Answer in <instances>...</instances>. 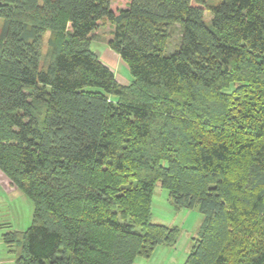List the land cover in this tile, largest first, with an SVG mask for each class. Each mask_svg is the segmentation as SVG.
<instances>
[{
	"label": "trees",
	"instance_id": "16d2710c",
	"mask_svg": "<svg viewBox=\"0 0 264 264\" xmlns=\"http://www.w3.org/2000/svg\"><path fill=\"white\" fill-rule=\"evenodd\" d=\"M0 19V170L34 203L3 237L15 264L174 246L158 187L204 215L183 264H264V0H0ZM104 20L128 83L92 47Z\"/></svg>",
	"mask_w": 264,
	"mask_h": 264
},
{
	"label": "rangeland",
	"instance_id": "374dc122",
	"mask_svg": "<svg viewBox=\"0 0 264 264\" xmlns=\"http://www.w3.org/2000/svg\"><path fill=\"white\" fill-rule=\"evenodd\" d=\"M131 0H111V7L118 12L129 7ZM218 3L220 0H210ZM210 11L205 18L210 21ZM3 19H0V31ZM113 26L107 20L95 31L92 47L99 52L101 59L111 66L119 82L128 83L132 79L130 69L120 55L108 46ZM51 32H46L43 43V59L46 60L49 49L48 39ZM179 32H176L172 44L177 42ZM172 48V46H171ZM34 211L33 201L21 189L13 186L0 170V264H15L20 247L9 246L3 239L10 230H26L32 223ZM204 215L195 208L176 209L169 199L168 191L158 187L153 200L152 221L166 225H178L181 233L174 246L159 245L151 257L139 256L134 264H183L194 245V236L198 234Z\"/></svg>",
	"mask_w": 264,
	"mask_h": 264
},
{
	"label": "water",
	"instance_id": "95a60500",
	"mask_svg": "<svg viewBox=\"0 0 264 264\" xmlns=\"http://www.w3.org/2000/svg\"><path fill=\"white\" fill-rule=\"evenodd\" d=\"M98 55H100V53L99 52H96Z\"/></svg>",
	"mask_w": 264,
	"mask_h": 264
},
{
	"label": "crops",
	"instance_id": "0c3cea01",
	"mask_svg": "<svg viewBox=\"0 0 264 264\" xmlns=\"http://www.w3.org/2000/svg\"><path fill=\"white\" fill-rule=\"evenodd\" d=\"M111 67V66H110Z\"/></svg>",
	"mask_w": 264,
	"mask_h": 264
}]
</instances>
